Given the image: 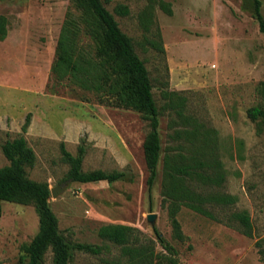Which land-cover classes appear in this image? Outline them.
<instances>
[{
    "label": "rangeland",
    "instance_id": "obj_1",
    "mask_svg": "<svg viewBox=\"0 0 264 264\" xmlns=\"http://www.w3.org/2000/svg\"><path fill=\"white\" fill-rule=\"evenodd\" d=\"M159 1L103 0L145 62L159 108L162 153L152 190L143 154L149 131L145 116L101 105L92 92L57 81L51 72L61 27L79 13L73 0H0V15L7 19V35L0 39V168L9 164L1 145L23 135L35 153L34 164L25 168L27 177L49 188L65 185L48 200L59 232L70 245L101 248L98 254L72 250L71 264L125 263L121 247L97 235L100 226L116 223L134 227L137 244L166 253L156 228L177 251L178 264H264L259 252L264 250V119L248 116L251 107L264 110V33L254 18L253 0H163L171 4V15ZM119 4L128 7L127 15L116 11ZM150 5L146 22L143 12ZM153 39L163 50L150 44ZM89 42L82 37V43ZM178 111L211 130L226 173L219 190L236 197L233 204L210 210L219 218L248 212L251 236L185 206L177 218L187 238L173 236L161 193L163 156L190 147L175 131L192 126ZM61 143L73 155L79 145L85 147L84 171L124 170L126 176L113 183L67 180ZM1 205L0 264H29L23 247L38 231V214L32 204ZM149 214L156 215L152 223ZM52 258L49 248L38 264H54Z\"/></svg>",
    "mask_w": 264,
    "mask_h": 264
},
{
    "label": "trees",
    "instance_id": "obj_2",
    "mask_svg": "<svg viewBox=\"0 0 264 264\" xmlns=\"http://www.w3.org/2000/svg\"><path fill=\"white\" fill-rule=\"evenodd\" d=\"M73 3L79 13L77 17L67 18L61 27L51 72L57 81L92 92L101 105L131 110L145 116L149 121V131L143 141V154L149 172L147 185L151 191L158 176L162 145L158 130L159 108L153 97L145 62L135 52L131 38L122 32L103 0H73ZM158 4L166 14H172L169 2L160 0ZM253 5L254 18L260 32L264 33L261 1L253 0ZM116 11L121 15L129 12L123 4H119ZM151 14L150 5L143 12V19L149 22ZM6 35L7 19L0 15V39ZM157 35L160 37L159 32ZM83 36L90 39L88 44L82 43ZM149 42L163 50L156 40ZM178 115L184 123L192 126L190 129L175 131V137H185L190 147H181L177 152H166L163 156L161 193L164 202L168 203L173 236L180 241L187 238L177 218L182 206L236 227L243 234L251 236L252 222L248 212L234 211L219 218L210 210L212 205H231L236 197L219 190L225 182L226 173L214 151L209 136L211 130L203 129L200 123L193 124L194 118L186 117L181 111H178ZM30 116V113L26 115L21 126L23 133L30 124ZM248 116L253 121L260 117L264 119V110L260 106L251 107ZM1 149L9 164L0 168V213L2 202L6 201L32 204L38 214V231L23 247L29 257V264L40 263L49 248L53 253L54 264H71L72 250L98 254L101 251L99 246L89 243L70 245L59 232L57 217L48 202L50 188L47 183L34 181L26 175L25 168L34 164L35 153L25 137L20 135L6 140ZM60 149L63 160L69 164L67 180L113 183L126 176L124 170L84 171L82 163L86 149L83 145L78 146L76 155L71 154L64 143H61ZM136 231L134 227L125 224H105L98 228L97 235L121 247L127 260L117 264H178L177 251L156 228L154 233L166 253L156 252L150 244H137ZM259 252L264 254L261 248Z\"/></svg>",
    "mask_w": 264,
    "mask_h": 264
},
{
    "label": "water",
    "instance_id": "obj_3",
    "mask_svg": "<svg viewBox=\"0 0 264 264\" xmlns=\"http://www.w3.org/2000/svg\"><path fill=\"white\" fill-rule=\"evenodd\" d=\"M65 189V185L63 186H56L53 188H50V195L55 197L56 195H58L61 191H63ZM156 215L155 214H149L148 215V221L149 222H154Z\"/></svg>",
    "mask_w": 264,
    "mask_h": 264
}]
</instances>
